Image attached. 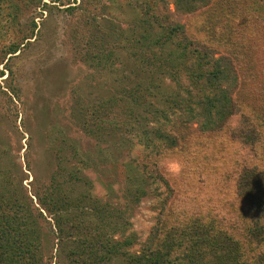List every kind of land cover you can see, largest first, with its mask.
Instances as JSON below:
<instances>
[{
	"label": "trees",
	"instance_id": "obj_1",
	"mask_svg": "<svg viewBox=\"0 0 264 264\" xmlns=\"http://www.w3.org/2000/svg\"><path fill=\"white\" fill-rule=\"evenodd\" d=\"M43 1L0 0V65L5 64V70H0V77H4L6 71L12 73L11 59L19 57L24 48L34 42L32 40L39 32L35 17L29 30L16 24L21 23L29 10L41 6L46 10L56 6L50 8ZM213 1L145 0L147 7L140 22L149 27H143L139 37H134V33L132 37H125L131 38L134 47L139 48L140 44L158 46L160 53H145L140 48L148 67L157 73L164 72L179 88L174 96L169 95L171 105L159 111L155 109L154 117H158L159 121L168 122L172 113L177 117L172 126L156 129L152 142L148 144L151 148V172L153 170L161 174V167L165 165L170 172H167L168 178L160 176L168 189L164 206L141 250L130 252L135 237H117L124 230L117 220L119 214L114 212V208L111 209V204L92 198L93 193L90 192H80L76 197H71L73 189L68 183L73 180L68 177L64 178L67 183L56 180L66 171L69 172L68 169L64 172L65 167L60 166V163L50 184L35 193L42 209L53 215L58 232L57 245L69 244L66 264H107L119 255L126 264H264V120L256 118V110H264V64L260 62L254 69L249 65L251 68L248 66V70H245L246 66L240 68L242 62L227 53H219L214 42L208 43L206 39L189 35L184 20L207 9ZM91 2L80 0L79 5L69 6L67 10L73 12L79 9L82 16L90 17L91 12L88 13V9L83 6ZM262 2L264 4V0ZM60 3L70 4L69 0H61ZM99 8L95 5L94 12ZM261 8L264 10V5ZM257 12L260 18L256 19L264 21V12ZM86 28L87 33L81 35L82 42L77 48V55L81 56V62L92 64L94 57L103 59L107 56L106 44H111L112 37L109 35L105 39L100 32L88 29L89 26ZM149 28L153 31L159 28L161 32L152 37L148 33ZM6 32H12L13 35L9 37L5 35ZM5 82L10 95L7 102L0 106L18 116L15 98L21 100V93L13 79L6 78ZM141 86L139 84L130 91L123 89L120 96H110L102 101L100 107L75 112L71 121L66 114L58 116L62 115L61 107H51L54 109H50L49 117L52 115L50 119L53 125L45 131V136L54 158L64 161L58 152L68 144L72 158L86 169L88 162L81 159L82 144L76 134L81 132L100 137L116 131L128 132L135 130L143 120L147 121V116L139 112L144 100L139 89ZM180 91L184 96L180 95ZM63 109L67 111L65 107ZM189 127L192 128V135L193 129L194 135H218L221 137L219 142L235 146L233 152L236 148L239 151L237 159L232 161L234 175L228 179L234 181V194L239 195L244 209L243 214L241 211L238 213V220L233 227H227L228 224L221 220L220 210L215 211L213 216L209 215L207 207L203 208L201 203L206 195L194 190L198 187L202 189L207 182L205 174L201 173L200 160H188L191 157L187 156L178 170L173 171L169 162L176 165V160L162 159L172 154V158H177L180 149L192 137L185 133ZM146 131L150 134L148 129ZM252 151L256 153V163L251 160ZM0 156H4L3 151ZM27 167L32 169L30 163ZM82 168L79 170L82 171ZM13 173H9L0 162V264H43L45 235L37 221L43 218V214L29 194L19 195L18 187L24 190V179L20 182ZM69 174L77 182L84 178L78 172ZM138 192L144 191L139 189ZM249 245L256 256L250 257L246 251Z\"/></svg>",
	"mask_w": 264,
	"mask_h": 264
},
{
	"label": "rangeland",
	"instance_id": "obj_2",
	"mask_svg": "<svg viewBox=\"0 0 264 264\" xmlns=\"http://www.w3.org/2000/svg\"><path fill=\"white\" fill-rule=\"evenodd\" d=\"M54 1L44 0L43 3H47L50 8L56 6L46 10H43L42 6L29 10L25 18L21 19V23L16 24L29 30L35 17L39 32L32 40L34 42L25 47L19 57L11 59L12 73L6 71L5 76L0 77V105H4L8 94L10 95L6 78L13 79L14 85L21 93V100L15 98L18 116L0 106V152H4V156H0V162L9 173L14 172L20 182L24 179L23 188L26 191L18 187L19 195L29 194L43 214L42 219H37L39 228H42L45 235L43 264L68 262L66 253L68 254L69 244L57 245L58 232L53 215L42 209L35 196L36 192L50 184L52 175L59 169V163L65 167L64 172L67 169L69 172L66 171L56 180L66 183L68 181L64 180L65 177L73 180L68 183L73 189L71 197H76L80 192H90L93 193L92 198L96 197L111 204V209L114 208V212L119 214L117 220L124 230L117 237H135L130 252H139L157 224L159 211L164 206L168 189L160 176L168 178L167 172H170L166 165L160 166L161 174L153 170L151 172V148L148 144L152 142L156 129L172 126L177 117L172 113L168 122L159 121L158 117H154L155 109L159 111L171 105L172 99L169 95L174 96L179 88L172 78L163 74L164 72L157 73L152 67H148L141 49L146 51L145 53H160L158 46L147 47L140 44L138 48L133 46L130 37L125 39L133 33L134 37H139L143 27H149L146 23L141 25L140 22L145 14V0H92L90 5L86 3L83 6L88 9V13L91 12L90 17L82 16L79 9L68 12L67 7L79 5L80 0H69L68 5H61V0ZM262 1L214 0L207 9L184 20L188 25L189 35L196 39H206L208 43L214 42L219 53H227L236 61L242 62L240 68L246 66L244 69L248 70V66L252 65L254 69L256 64H264V21L256 19L260 18L257 11L264 12L261 8V5H264ZM95 5L100 8L94 12ZM227 14L233 15L227 17ZM86 26L96 33L103 34L105 39L109 35L112 37L111 44H106L107 56L103 59L94 57L92 64L81 62V56L77 55V48L82 42L81 35L87 33ZM15 29L18 30V27ZM160 32L159 28L148 30L152 37ZM5 35L10 37L13 33L6 32ZM2 69L5 70L4 63L0 65V70ZM139 84H142L139 89L144 97L139 112L142 116H147V121L143 120L135 130L128 132L116 131L100 137L81 132L76 134L82 144L81 159L88 162L86 169L72 158L68 144L62 146L58 152L64 161L54 158L45 136V131L53 125L50 119L52 115L49 117L50 109H54L51 107H61L62 115L58 116L66 114L71 121L75 112L100 107L102 101L110 96H120L123 89L130 91ZM180 95L184 96V93L180 91ZM253 100L254 98L251 99L252 102ZM262 109L256 110V118L264 120ZM146 129L150 134H147ZM191 132L190 127L185 130L190 137ZM194 133L193 129L192 137L187 140V145L180 149L177 158H172V154L162 159L176 160V165H172V161L169 162L173 171L178 170L180 163L182 164L187 156L191 157L188 160H200L201 173L205 174L207 182L202 189L198 187L194 190L206 195L201 203L203 208L207 207L209 215L213 216L215 211L220 210L221 220L228 224L227 227H233L238 220V213H242L244 209L241 198L234 194V181L232 178L228 179L234 175L232 161L237 159L239 151L236 148L233 152L235 146L219 142L221 137L218 135ZM262 133L264 136V129ZM56 148L59 150L58 144ZM255 156L256 153L252 151L251 160L254 163ZM28 163L32 169L27 167ZM79 168H82V171ZM70 172H78V175L84 178L79 182L74 181L76 179L71 177ZM139 189L144 192H138ZM215 194L220 195L215 197ZM239 218L242 220L240 216ZM252 250L250 245L246 249L250 257L256 256L252 254ZM107 264L126 262L119 255Z\"/></svg>",
	"mask_w": 264,
	"mask_h": 264
}]
</instances>
